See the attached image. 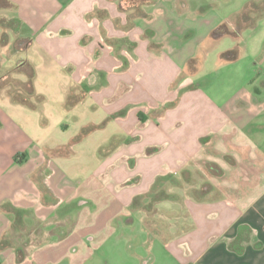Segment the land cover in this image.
Masks as SVG:
<instances>
[{
    "label": "rangeland",
    "instance_id": "obj_1",
    "mask_svg": "<svg viewBox=\"0 0 264 264\" xmlns=\"http://www.w3.org/2000/svg\"><path fill=\"white\" fill-rule=\"evenodd\" d=\"M8 1L17 9V5ZM248 1L154 0L153 4L143 7L153 16L151 26L160 36L167 37L164 49L177 56L181 74L169 80L165 66L162 71L156 67L147 69L137 89L146 97L132 108L137 110L138 105L144 104L145 110L156 108L155 114L166 115L164 135L161 123H140L135 114V118L130 117V122L125 124L124 135L112 138L120 126L119 121H98L99 115L74 119L69 114H58L52 105L44 106L41 114L23 106L13 108L6 99L0 101V153L5 154L0 163L3 186L20 181L22 185L14 194L31 193L25 172L38 164L41 174L33 172L31 178L37 182L40 203L46 192H52L56 199L64 202L59 206L64 211L60 226L50 227V238L41 235L43 227L38 229V237L31 243L33 253L26 226L17 231V223L11 225L10 241L25 244L30 263L192 264L202 260L203 264H207L205 261L264 264V246L261 251L250 249L226 261L220 243L215 247L210 244L214 234L205 232L207 222L196 224L199 207L193 209L192 206L222 202L221 205L239 210L247 203L246 197L256 196L264 189V185L245 184L249 173L257 175L264 171V162L247 161L244 151L239 152L243 157L235 158L223 152L240 150L233 145L244 142L251 149L250 156L264 154L261 145L264 140V13L260 18L258 12L253 14L255 25L244 28L237 37L213 36L219 27L234 32L237 14ZM250 1L261 3L263 0ZM15 9L0 8V19L12 20ZM170 17L173 21L167 24L166 19ZM173 24L180 31L171 29ZM6 30L0 26V71L12 68L20 52H13V47L8 53L4 52L3 39L5 43L7 37L12 40V33ZM196 58L200 62L192 63L190 67L194 69H189L190 61ZM12 77L10 83H3L7 82L4 77L0 79V98H9V93L20 90L14 79L25 78ZM186 84L195 88L190 86L186 91ZM37 85L38 88L43 86ZM72 94L67 99V108L74 106ZM255 97H259L262 104L257 118L256 111L234 110V102ZM216 108L214 114L220 110L227 121L237 124V133L226 139L227 148L212 151L217 162L197 161L198 168L167 175L171 168H179L180 156L175 150L180 132L191 130L198 114L210 116ZM14 109L18 112L13 113ZM95 121L101 127L77 139L84 127L96 125L87 122ZM250 122L253 123L248 125ZM259 124L263 125V136L257 135L258 143L254 144L253 135ZM165 135H168L167 141H164ZM38 149H45L42 154L46 163ZM17 155H24L23 163L8 167V159L13 157L14 160ZM209 165H215L220 176H215ZM45 180L51 189L45 186ZM160 191L168 198L151 201V195ZM195 231L201 234L196 236ZM180 237H190L191 241L182 247L175 243Z\"/></svg>",
    "mask_w": 264,
    "mask_h": 264
},
{
    "label": "crops",
    "instance_id": "obj_2",
    "mask_svg": "<svg viewBox=\"0 0 264 264\" xmlns=\"http://www.w3.org/2000/svg\"><path fill=\"white\" fill-rule=\"evenodd\" d=\"M10 1L17 5V9H15L16 6L11 9V11L14 9L17 11L11 17L17 19L22 27L18 32L6 30L12 33V40L11 37H7L3 50L8 53L15 41L19 39L26 41L25 48L20 52L17 51L19 55L17 54L15 63L25 60L34 69L35 91L44 98L42 111L39 113L42 114L44 106L52 105L58 114H69L74 119L78 116L88 118L99 115L98 121L102 119L106 120V123L119 121L120 126L116 128L117 133H113L112 138L124 135L125 124L130 122V117L133 120L135 114L140 123L149 124L152 121L161 123L162 134H165L163 125L168 120L166 115L155 114L156 108L145 110L147 108H143L144 104L138 105L140 108L137 110L140 111L132 108L133 105L144 101L146 97L137 89L147 69L156 67V70L159 68L162 71L165 66L164 71L169 80L181 74L176 62L177 56L164 49L168 43L167 37L164 34L160 36L151 26L154 19L151 14L143 10L146 5L140 8L142 15L137 16L135 9L128 10L121 6V0ZM171 21H173L171 17L166 19L167 24ZM171 29L180 31L174 24ZM184 38L186 36L183 35L182 40ZM37 84H43V86L38 88ZM190 86L186 84L184 89L188 91L191 89ZM71 91L78 94H72ZM71 94L72 101L75 100L74 106L67 108V99ZM78 96L79 99H77ZM4 99L13 108L21 106L11 103L8 98H0V101ZM260 101L259 97H255L249 101L234 102V110L256 111L257 118L259 107L262 105ZM17 110L14 109L12 112L16 113ZM215 110L210 116L198 114V120L192 122L191 130L187 132L181 130L175 150L177 156H180L179 168H171L167 175L179 174L185 169L198 168L197 161L208 164L217 162L212 151L219 147H224V150L227 148L226 139L237 133V124L227 121L220 110V113L214 114L217 108ZM98 121L87 123L96 124ZM259 125L253 135L254 144L258 143L257 135L263 136L264 123ZM165 137L164 141H167L168 135ZM261 145L264 146L263 139ZM233 146L240 147V150L235 149L234 152H230L227 149L223 152L235 158L241 155L239 152L244 151L247 161L264 162V154L250 156L251 149L244 142ZM7 148L11 146L7 145ZM38 151L43 162L46 163L42 154L45 149H38ZM2 156H5L4 152L0 153V158ZM232 157L229 158L232 160ZM23 158L24 155L16 160H13V157L9 158L7 166L14 167L15 163L21 165ZM2 161H4L3 157L0 163ZM219 168L221 169L222 166ZM251 169L250 167L249 170ZM39 171L38 164H35L25 172L26 184L31 188V193L24 191L16 195L14 191L22 185L19 184L20 181H11L5 188L0 179V264H32L24 249L25 244L17 245L10 241L13 223H17L15 226L17 231L24 230L26 226L32 253L34 244L31 243L33 238L38 237V229L43 227L41 235L50 238L52 235L50 227L53 224L60 226V218L64 211L60 210L59 206L64 202L60 198L56 199L52 192H46L44 195L46 200L43 199V203H40L41 194L37 182L31 178L33 172H37V175L41 174ZM263 174L264 171L257 175L249 173L245 184L251 187L264 185V182H261L264 180ZM45 186L51 189L50 183ZM245 201L247 203L239 210L229 207L230 205H221L222 202H214L211 206L203 207L192 205L193 209L199 207L196 210L198 214L195 218L196 224L207 222L205 232L214 234L213 242L210 244L215 247L220 243L225 252L226 261L235 255H244L250 249L256 252L261 251L264 246V189L256 196L246 197ZM259 229L260 232L257 231ZM197 234L201 233L195 231L194 235L197 236ZM202 240L205 241V238ZM190 241V237H180L175 240V243L184 247ZM254 245L257 247L255 248ZM205 262L219 264L218 261ZM192 264L203 263L202 260H198Z\"/></svg>",
    "mask_w": 264,
    "mask_h": 264
},
{
    "label": "trees",
    "instance_id": "obj_3",
    "mask_svg": "<svg viewBox=\"0 0 264 264\" xmlns=\"http://www.w3.org/2000/svg\"><path fill=\"white\" fill-rule=\"evenodd\" d=\"M121 6H123L124 8L130 10V9H135V14L137 16L142 15L140 8L142 6L145 5H150L153 4V0H121L120 1ZM2 7H8L10 9H13L14 6L8 1V0H0V8ZM259 14H258V13ZM264 13V0L261 3H257V2H253V1H248L243 8L241 9V11H239V13L237 14L236 20H235V24H234V32L230 33L228 30L224 29L223 27H219L217 28L214 33L213 36L217 37V36H222L225 34H230L231 36H236L240 34V32L247 27H253L255 24L254 21V17L252 16L253 14L256 15L258 14L260 18ZM0 26L3 29H10L13 30L15 32L20 31V28L22 27L20 22L17 19H12L10 21H5L3 19H0ZM5 38L3 39L4 45L5 43ZM26 41L19 39L17 41H15V44L13 46V52L16 51H20L23 50L25 48V43ZM236 51H238L237 49H235ZM226 57H228V59H231L229 56H227V54L225 55ZM237 56H235L236 58ZM233 58V59H235ZM232 59V60H233ZM200 62V59L196 58L194 61H190L191 63L188 65L189 69H194L191 68V64L195 63V62ZM196 71V70H194ZM13 75H21L23 76L25 79L21 80V79H14L17 83H18V87H20V90L17 91L16 93H9L8 94V98L11 103L13 104H17V105H21L23 107H26L30 110L33 111H38L41 112L42 111V105L44 102V98L43 96L39 95L36 93L35 88H34V69L31 66L30 63H28L25 60H20L17 61L12 68H9L5 71H0V79H2L3 77L5 78V80H7V82H3V83H10L9 80H11L13 77ZM4 80V79H2ZM191 88H195V86H191ZM101 125H92V126H87L84 127L80 134L77 136V139L82 138L84 135L88 134L89 132L96 130L98 128H100ZM23 157V155L17 156L15 158H21ZM226 160V159H225ZM209 168L213 169V174L219 175L220 176V170L215 166V165H209ZM215 168V170H214ZM169 180V178H167ZM168 197H166V195L160 191V193L158 192V194H152L151 195V201H163L165 199H167ZM197 199H202V198H197ZM135 204V203H134ZM234 250H237V248H234Z\"/></svg>",
    "mask_w": 264,
    "mask_h": 264
}]
</instances>
